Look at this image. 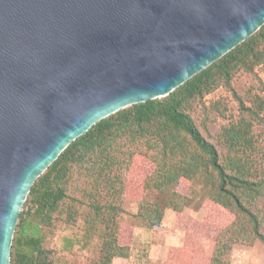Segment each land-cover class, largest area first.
<instances>
[{"label": "water", "instance_id": "water-1", "mask_svg": "<svg viewBox=\"0 0 264 264\" xmlns=\"http://www.w3.org/2000/svg\"><path fill=\"white\" fill-rule=\"evenodd\" d=\"M263 24L264 0H0V264L31 185L70 142Z\"/></svg>", "mask_w": 264, "mask_h": 264}, {"label": "trees", "instance_id": "trees-1", "mask_svg": "<svg viewBox=\"0 0 264 264\" xmlns=\"http://www.w3.org/2000/svg\"><path fill=\"white\" fill-rule=\"evenodd\" d=\"M264 73V24L252 35L168 95L133 104L93 124L70 142L30 187L19 212L9 264H57L43 246L44 232L61 218H77L101 238L91 264L126 258L119 242L118 217L130 195V168L146 159L153 166L138 190L155 192L142 200L136 216L148 228L161 223L165 209L183 212L192 196L176 189L196 179L222 212L223 222L208 257L209 264H229L234 243L264 245V161L257 158L264 139V81L258 92L238 95L232 80L238 72ZM219 87L230 91L239 116L205 138L193 115L195 104ZM210 110L221 112L218 101ZM260 126V127H257ZM259 130V131H257Z\"/></svg>", "mask_w": 264, "mask_h": 264}, {"label": "rangeland", "instance_id": "rangeland-1", "mask_svg": "<svg viewBox=\"0 0 264 264\" xmlns=\"http://www.w3.org/2000/svg\"><path fill=\"white\" fill-rule=\"evenodd\" d=\"M260 80L264 81V73L259 68L254 73L238 72L232 86L238 95L245 97L251 87L258 92ZM213 101L219 102L221 112L209 109ZM192 115L202 135L214 142L221 126L238 118V104L229 90L219 87L195 104ZM257 158L259 162L264 161V139L259 144ZM152 170V164L143 159L127 174L132 188L130 195L124 197V211L118 217V239L128 245V256L114 258L112 264H209L207 260L223 222L222 212L208 199V190L200 178L191 184L176 186L179 192L193 198L183 212L165 209L160 225L148 228L136 214L142 200H152L156 195L138 190L141 180ZM51 227L44 232L43 246L52 250L57 264H91L97 258L101 238L89 233L80 217L73 224L56 218ZM229 264H264V245L259 240L251 245L234 243Z\"/></svg>", "mask_w": 264, "mask_h": 264}]
</instances>
